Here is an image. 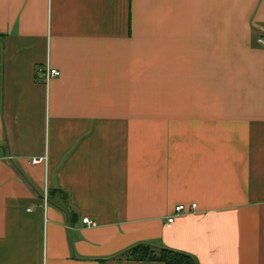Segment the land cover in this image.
I'll return each instance as SVG.
<instances>
[{"label":"crops","instance_id":"obj_1","mask_svg":"<svg viewBox=\"0 0 264 264\" xmlns=\"http://www.w3.org/2000/svg\"><path fill=\"white\" fill-rule=\"evenodd\" d=\"M259 38L264 0H0V264H264Z\"/></svg>","mask_w":264,"mask_h":264},{"label":"trees","instance_id":"obj_2","mask_svg":"<svg viewBox=\"0 0 264 264\" xmlns=\"http://www.w3.org/2000/svg\"><path fill=\"white\" fill-rule=\"evenodd\" d=\"M118 257L133 261H158L163 264H197L195 258L187 253L147 243L136 244Z\"/></svg>","mask_w":264,"mask_h":264},{"label":"built area","instance_id":"obj_3","mask_svg":"<svg viewBox=\"0 0 264 264\" xmlns=\"http://www.w3.org/2000/svg\"><path fill=\"white\" fill-rule=\"evenodd\" d=\"M258 41L264 46V39L259 38ZM42 76L44 77L45 81L47 82L50 78H53L57 75H59V70L55 68L46 67L43 71H41ZM45 160V157L41 156H34L29 158V162L31 164H38ZM47 204V193L46 191L43 192V206L45 207ZM196 207V204L192 203L189 207H186L184 204H177L173 208L174 214H182L189 211H194ZM174 215H171L167 218V224L170 225L173 221ZM83 223H86L87 225H94L95 222L89 220L87 217L82 219Z\"/></svg>","mask_w":264,"mask_h":264}]
</instances>
